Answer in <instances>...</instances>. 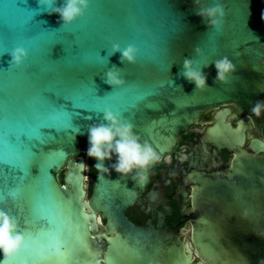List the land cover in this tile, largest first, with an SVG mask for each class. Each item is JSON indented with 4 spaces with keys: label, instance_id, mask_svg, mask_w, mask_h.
<instances>
[{
    "label": "water",
    "instance_id": "1",
    "mask_svg": "<svg viewBox=\"0 0 264 264\" xmlns=\"http://www.w3.org/2000/svg\"><path fill=\"white\" fill-rule=\"evenodd\" d=\"M62 3L57 0V6ZM201 3L222 4L225 17L218 30L195 14L194 0H89L84 17L66 28L37 0H0V29L11 34L0 38V126L5 119L17 129L41 125L34 129L33 168L27 177L20 174L27 192L0 201V208L19 221L23 234L39 237L45 224L31 217L25 196L47 187L61 218V251L67 253L66 258L41 256L30 246L27 257L19 250L12 264L192 263L182 242L150 223L146 229L136 226L125 212L137 203L159 162L207 111L232 104L251 113L264 97V0ZM114 45L121 52L135 47L136 62L121 63ZM17 47L28 52L19 67L10 62ZM196 47L202 55L196 56ZM224 56L236 72L228 83H218L214 61ZM185 58L209 63L204 69L208 88L195 90L179 75ZM113 66L125 81L116 88L104 82ZM11 67L21 74L14 75ZM105 109L132 123L160 160L140 184L111 169H96L92 159L88 194L87 128ZM226 113L215 116L203 139L232 153L231 166L189 176L194 183L192 243L203 260L197 264H264V155L258 154L264 145L255 141L254 154L243 148L245 130L225 123ZM48 117L52 125L42 127ZM9 175L17 182L6 173V183Z\"/></svg>",
    "mask_w": 264,
    "mask_h": 264
},
{
    "label": "clouds",
    "instance_id": "2",
    "mask_svg": "<svg viewBox=\"0 0 264 264\" xmlns=\"http://www.w3.org/2000/svg\"><path fill=\"white\" fill-rule=\"evenodd\" d=\"M41 9L48 15L59 16L60 28L73 25L82 19L89 7V0H63L57 6V0H37ZM196 15L199 16L208 28L219 29L224 23L225 11L220 3L205 6L201 0H194ZM121 52L118 45L113 46V53ZM196 56L202 55L201 49H194ZM28 52L23 47H17L11 53V64L19 67L27 59ZM130 64L136 62V49L128 46L121 52L120 62ZM209 63L201 64L194 58H185L179 73L189 83H194L195 90L203 91L208 88L207 74L204 69ZM216 81L228 83L236 72V65L229 57L224 56L214 61ZM105 83L111 88L122 86L125 81L120 71L113 66L105 74ZM264 112V101H257L251 109V114L260 117ZM88 148L86 155L96 161L95 168L102 172L114 171L123 177H131L134 182L143 184L147 180L148 170L160 160L159 154L148 141H141L134 131V126L126 122L119 114L105 109L99 122L92 123L87 128ZM106 161L112 163L105 166ZM25 243V236L19 230V221L0 208V264H12V258L19 252Z\"/></svg>",
    "mask_w": 264,
    "mask_h": 264
},
{
    "label": "flooded vegetation",
    "instance_id": "3",
    "mask_svg": "<svg viewBox=\"0 0 264 264\" xmlns=\"http://www.w3.org/2000/svg\"><path fill=\"white\" fill-rule=\"evenodd\" d=\"M260 101H264V97ZM223 111H227L223 118L225 123H229L234 129L244 128L243 148H249L254 154L250 147L255 141L264 145V112L260 117H256L251 113L240 112L232 104L209 110L181 137L175 151L159 162L145 190L140 193L137 203L125 212L128 221L136 226L146 229L150 223L160 234L182 242L191 251V264L203 260L196 253L192 243L191 220L194 210L191 196L194 183L189 176L193 172L212 174L216 170L229 168L234 159V155L228 150L218 149L203 139L207 127L213 125L215 116ZM258 154L264 155V149ZM87 193L89 194L90 190L87 189ZM104 223L98 216L99 230L102 232Z\"/></svg>",
    "mask_w": 264,
    "mask_h": 264
},
{
    "label": "snow or ice",
    "instance_id": "4",
    "mask_svg": "<svg viewBox=\"0 0 264 264\" xmlns=\"http://www.w3.org/2000/svg\"><path fill=\"white\" fill-rule=\"evenodd\" d=\"M0 38L10 39L11 34L0 29ZM18 69L11 67V72L14 75H20L21 72H18ZM47 119L48 125L42 127L52 125V118L48 117ZM37 126H41L39 121L17 129L9 126L6 119L3 126H0V201L7 198L17 199L27 192L25 185L19 182L20 174L27 177L33 168L35 149L32 142L36 139L34 129ZM68 131H71V128H68ZM6 173L14 174L17 182H13V175H9L6 183ZM25 199L28 202L31 217L43 222L45 230L39 237L32 232L24 233L26 242L20 249L21 257H27L31 246L37 249L41 256L45 253H54L57 257L66 258L67 253L61 251V248L64 247L61 218L57 206L49 194V189L43 187L41 191L34 193L30 198L25 196Z\"/></svg>",
    "mask_w": 264,
    "mask_h": 264
},
{
    "label": "rangeland",
    "instance_id": "5",
    "mask_svg": "<svg viewBox=\"0 0 264 264\" xmlns=\"http://www.w3.org/2000/svg\"><path fill=\"white\" fill-rule=\"evenodd\" d=\"M87 158V161H88V165H87V180H88V190H90V182L92 180V169H91V165H90V158L87 157V155L85 156Z\"/></svg>",
    "mask_w": 264,
    "mask_h": 264
},
{
    "label": "trees",
    "instance_id": "6",
    "mask_svg": "<svg viewBox=\"0 0 264 264\" xmlns=\"http://www.w3.org/2000/svg\"><path fill=\"white\" fill-rule=\"evenodd\" d=\"M91 163H92V159L90 160V165H91ZM92 171V170H91ZM94 173H93V171H92V175H93Z\"/></svg>",
    "mask_w": 264,
    "mask_h": 264
}]
</instances>
